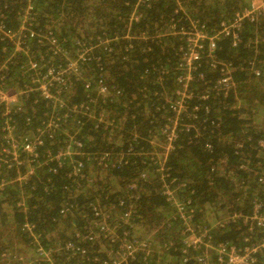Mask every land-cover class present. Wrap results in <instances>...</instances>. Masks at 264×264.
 <instances>
[{
  "label": "trees",
  "instance_id": "1",
  "mask_svg": "<svg viewBox=\"0 0 264 264\" xmlns=\"http://www.w3.org/2000/svg\"><path fill=\"white\" fill-rule=\"evenodd\" d=\"M247 4L244 0H0V26L18 31L26 21L35 33V38L26 34L20 38L37 67L42 68L49 57L57 60L47 63L42 74L59 69L83 49L89 51L82 65L84 80L72 79L63 107L33 93L12 113L21 138L43 132L40 156L71 155L36 168L22 187L11 181L18 170L1 166L0 178L9 182L0 191V264L36 260L38 246L48 252L61 249L63 254L54 255L59 262L111 264L119 258L123 240L139 245L130 264H185L181 254L186 224L177 213L179 206L192 216L190 225L196 230H210L214 244L242 243L248 228L230 217L251 215L256 203L264 205L260 145L264 128L259 122L264 120V105H253L258 96L264 100V48L259 47L258 53L248 48L256 29L250 23L243 25V41L237 48L231 39L220 41L218 61L231 64L236 91L226 98L213 92L220 73L203 57L189 88L209 90L210 98L190 101L177 116L171 102L178 88L183 44L168 30L172 24L189 27L193 19L212 31ZM132 14L139 19H132ZM14 49V42L0 40V68ZM16 55L19 62H8L9 69L2 71L6 89H22L32 80V73L22 69L28 56ZM254 58L261 69L259 78L246 70ZM200 73L207 77L203 82L198 80ZM99 82L106 86L105 97L95 87ZM194 104L198 110H193ZM174 116L179 124L169 150L165 128ZM52 120L55 131L47 132ZM28 168L21 167L20 173ZM164 184L176 188V203L167 200ZM22 201L25 205L19 206ZM112 233L117 235L114 242ZM144 239L146 246L141 243ZM67 244L79 249L77 257L62 250Z\"/></svg>",
  "mask_w": 264,
  "mask_h": 264
},
{
  "label": "built area",
  "instance_id": "2",
  "mask_svg": "<svg viewBox=\"0 0 264 264\" xmlns=\"http://www.w3.org/2000/svg\"><path fill=\"white\" fill-rule=\"evenodd\" d=\"M182 8H180L181 10ZM242 9V8H241ZM132 19H139V16L132 14ZM245 23L253 24V37L248 45V48L257 49L264 48V0H252L250 4L245 6L242 10L235 12L232 20L222 21L217 28L208 31L200 25L198 21L189 19V27H178L172 24L169 27L168 35L178 37L183 46L180 51L183 53L182 60L178 65V70L181 72L177 78L178 88L175 91V101H172V108L179 113H182L189 107V102L194 99L207 101L210 98L211 91H195L190 87V81L193 79L192 73L199 71L200 61L203 57H207L210 61L212 70L219 71L220 78L217 79L213 86V92L222 94L224 98L229 97L232 92L237 89V83L233 79V70L231 64L219 62L218 60V46L223 39H231L233 47L237 48L243 41L242 29ZM208 32H207V31ZM27 35L29 39L35 38V33L29 30L26 21L22 24L18 31L6 30L0 26V35L3 40L14 42L15 49L13 53L5 60L0 68V137H2V144L0 145V168L6 165L7 171L10 169L18 170L19 174L11 179L12 182L19 183L18 180L27 181L26 176L34 174L36 168L49 166L50 163L56 159H61L65 156H70L71 152H59L55 157L52 153L40 156L39 151L44 146L43 132L38 130L37 135L32 137L21 138L17 133L16 124L14 123L12 113L22 107V100L30 95L38 94L40 98L47 102H53L60 107L65 105L63 100L69 93L72 79L77 81L84 80V72L82 65L88 61V50H81L75 59H67L62 67L59 69L49 68L42 74V69L37 67L25 46L26 42L20 38L22 35ZM53 40V44H55ZM16 53L26 54L28 56L22 69L27 73H32V80L30 84L22 89H6L3 84V72L7 71L8 62H19V57ZM67 55V53H64ZM250 76L259 78L261 76V69L257 65L256 58L250 63L246 69ZM207 77L203 74L198 75V80L203 82ZM90 82L86 87H90ZM99 93L105 97L108 93L106 86L99 82L96 86ZM193 110H198L197 104H194ZM169 125L166 126L167 148H173V141L176 138V130L178 126V117L169 120ZM47 132L55 131V122L49 121L46 126ZM52 134L49 138H52ZM264 146V142L260 144ZM28 166L26 173H20L21 167ZM1 172V171H0ZM2 175V172L0 173ZM9 180L0 178V191L8 185ZM23 183V182H22ZM260 183L263 182L260 180ZM166 186V184H164ZM163 186V187H164ZM162 189L167 195V200L176 203L177 195L176 188L166 186ZM24 201L19 202V206H24ZM179 205V204H178ZM264 205L262 202L256 203L251 215L235 214L230 219L237 223L240 222L244 227L248 228L242 238V243L234 245L231 243L214 244L210 230L200 232L190 225V218L192 216L183 211V207L179 206L177 213L182 218L186 225H183L186 234L184 243L186 247L182 250V261L185 264H264V212L262 211ZM225 222L221 224L223 226ZM135 231V229H134ZM117 238L115 233H112V242ZM136 237L134 236V239ZM134 240L128 243L123 240L119 247L122 252H117L119 258L112 261L111 264H130L132 259L139 254L140 249L138 242ZM141 242L143 246L147 245L146 240ZM39 245V243L37 244ZM146 248V247H145ZM61 249L48 252L42 247L36 248V260L42 261L44 264H70L68 262H59L54 258V255L63 254ZM62 250L69 252L70 257H77L79 249L71 244H67ZM84 254V251H81ZM148 255L150 251L147 248ZM114 257V256H112ZM78 259V258H77ZM35 259L20 261L16 264H35Z\"/></svg>",
  "mask_w": 264,
  "mask_h": 264
},
{
  "label": "rangeland",
  "instance_id": "3",
  "mask_svg": "<svg viewBox=\"0 0 264 264\" xmlns=\"http://www.w3.org/2000/svg\"><path fill=\"white\" fill-rule=\"evenodd\" d=\"M245 2H247V3H251L252 2V0H244ZM248 5V4H247ZM0 40H2V38L0 39ZM55 61H57V60H54V59H52L51 57H49V59L47 60V62L42 66V70L45 68V66H46V64L47 63H49V62H51V63H55ZM25 73H27V72H25ZM30 77V75H27V77H25L24 78V81L25 80H27L28 78ZM240 102L243 104V101L242 100H240ZM255 103H253V105H255L256 107H259V106H262V105H264V100H262V97L261 96H258V98H256L255 99V101H254ZM259 122H261V125H262V127L264 128V120H262V119H259ZM18 177V176H17ZM18 181H20L19 182V184H20V186L22 187V185H24V184H26L28 181H23V180H18ZM23 182V183H22ZM20 187V188H21ZM164 189H166L167 187L166 186H164L163 187ZM14 192H15V190H13ZM20 201V200H19ZM141 229H139L138 231H140ZM5 234H7V232H5ZM9 240V239H8ZM15 246V243H12L11 245H10V248H9V251H12L11 250V248H13ZM30 251V250H29Z\"/></svg>",
  "mask_w": 264,
  "mask_h": 264
}]
</instances>
